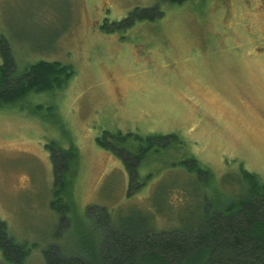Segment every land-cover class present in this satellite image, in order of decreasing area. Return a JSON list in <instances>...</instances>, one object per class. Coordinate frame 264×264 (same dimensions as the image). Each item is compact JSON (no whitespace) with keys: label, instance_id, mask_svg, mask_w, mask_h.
<instances>
[{"label":"rangeland","instance_id":"obj_1","mask_svg":"<svg viewBox=\"0 0 264 264\" xmlns=\"http://www.w3.org/2000/svg\"><path fill=\"white\" fill-rule=\"evenodd\" d=\"M156 6L153 19L102 29L105 18ZM0 41L20 67L47 60L75 70L63 90L0 108V218L32 248L23 262L0 251V264H46L51 246L75 255L92 207L106 208L113 227L143 218L177 229L203 219L205 203L242 195V165L264 181V0H0ZM119 131L184 142L150 154L140 172L153 176L130 195L122 160L98 143ZM52 141L80 154L65 227L51 206ZM184 151L214 171L212 184L178 164Z\"/></svg>","mask_w":264,"mask_h":264},{"label":"trees","instance_id":"obj_2","mask_svg":"<svg viewBox=\"0 0 264 264\" xmlns=\"http://www.w3.org/2000/svg\"><path fill=\"white\" fill-rule=\"evenodd\" d=\"M183 3L184 0H167ZM158 9L136 8L128 17L109 21L105 18L102 29L113 32L131 27L134 21L153 19L150 13ZM158 11V10H157ZM156 14L163 15V10ZM134 20V21H133ZM0 108L26 99L33 93L54 92L68 86L75 75L70 65L59 61L39 60L18 66L8 43L0 41ZM184 141L178 133L141 135L129 132L104 134L98 143L119 157L129 174V194L137 193L152 173L143 175L141 166L154 151L168 150ZM47 147L54 166V185L51 206L60 213L62 226L70 223L77 210L75 185L80 167L77 146H61L57 141ZM187 154L185 151L183 152ZM191 173L203 176L205 185L215 181V173L195 156L187 154L178 163ZM246 191L231 198L221 207L205 203L203 219L195 225L177 229L156 230L143 218L140 225L129 220L125 225L113 227L106 208L92 207L85 220L93 222L91 232L83 231L78 239L75 255L51 246L44 250L46 264H264V181L256 173L241 166ZM203 181V180H202ZM92 211H101L98 218ZM151 228V229H150ZM31 246L18 241L0 218V251L5 260L23 262L31 253Z\"/></svg>","mask_w":264,"mask_h":264}]
</instances>
